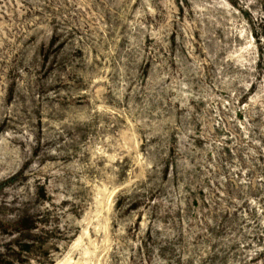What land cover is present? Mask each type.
Instances as JSON below:
<instances>
[{
    "label": "rangeland",
    "instance_id": "374dc122",
    "mask_svg": "<svg viewBox=\"0 0 264 264\" xmlns=\"http://www.w3.org/2000/svg\"><path fill=\"white\" fill-rule=\"evenodd\" d=\"M0 264H264V0H0Z\"/></svg>",
    "mask_w": 264,
    "mask_h": 264
}]
</instances>
